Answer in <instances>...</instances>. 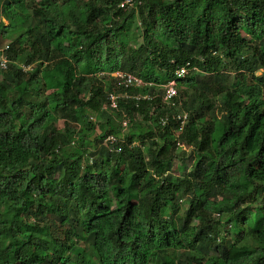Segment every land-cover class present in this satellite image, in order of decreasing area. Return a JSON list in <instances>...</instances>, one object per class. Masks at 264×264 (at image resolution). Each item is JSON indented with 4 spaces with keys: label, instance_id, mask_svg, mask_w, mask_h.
I'll return each mask as SVG.
<instances>
[{
    "label": "trees",
    "instance_id": "trees-1",
    "mask_svg": "<svg viewBox=\"0 0 264 264\" xmlns=\"http://www.w3.org/2000/svg\"><path fill=\"white\" fill-rule=\"evenodd\" d=\"M122 1L0 0V264H264V0Z\"/></svg>",
    "mask_w": 264,
    "mask_h": 264
},
{
    "label": "built area",
    "instance_id": "built-area-1",
    "mask_svg": "<svg viewBox=\"0 0 264 264\" xmlns=\"http://www.w3.org/2000/svg\"><path fill=\"white\" fill-rule=\"evenodd\" d=\"M135 3V0H123L120 3L121 7H128L132 6ZM8 50H9V45H0V70H5L8 68L10 59L8 56ZM26 69V67L24 66ZM194 69V68H193ZM190 72V69L188 67H181L177 69L176 71V76L177 78H184L186 77ZM113 77L117 79V84L123 85V87H132V88H141L145 85H150V82L145 81L142 77H140L137 74H134L132 72L128 71H123V70H117L111 73ZM177 79H171L168 82L164 83L162 85L163 87V92H162V100L166 104L169 105H175V100L174 98L177 97L178 95V83ZM129 97L132 96L136 99H141V98H147L149 97V94H143L142 92L130 94L128 91H120V92H111L108 96L109 98V106L111 108H116L118 106V97ZM187 117L186 112H180L177 114V118L182 120V123L185 121ZM167 121V118L162 119V123L164 124ZM126 124V122H124ZM107 139L114 141L116 140L115 136L109 135Z\"/></svg>",
    "mask_w": 264,
    "mask_h": 264
},
{
    "label": "rangeland",
    "instance_id": "rangeland-1",
    "mask_svg": "<svg viewBox=\"0 0 264 264\" xmlns=\"http://www.w3.org/2000/svg\"><path fill=\"white\" fill-rule=\"evenodd\" d=\"M131 7V6H130ZM3 20L7 23V20L5 19V18H3ZM140 42H142V39L139 37V35H138V38H136V39H131V41H130V43H129V45L131 46V47H133V48H136V47H138L139 46V44H140ZM26 68H31L30 66H26ZM194 70V69H193ZM195 71H197V69H195L194 70V72ZM261 71V70H260ZM259 71V72H260ZM129 72V71H128ZM233 74V75H232ZM232 74H230L232 77V81H233V79H234V73H232ZM228 80V79H227ZM106 81H108V78L106 79ZM184 87L183 86H177V89H178V93H179V90L180 89H183ZM47 93H49V91L47 92ZM109 111V113L110 114H112L113 112H111V110H108ZM97 118H99V120H105L103 117H102V115H100V116H97ZM101 118V119H100ZM112 118H114L113 120H112V124H114V125H117L118 123H120L121 122V118L120 117H118V118H116V117H113V115H112ZM93 119H95V121H97V119H96V115H93ZM60 124V126H62V121L59 123ZM179 132V131H178ZM141 139V138H140ZM176 152H179V153H185L184 155H183V157L182 156H180L179 158H175L174 159V161H173V165H172V167H171V169H170V172L172 173V175H173V178H174V180L176 179V178H178V177H181V176H184L185 174H186V172H187V168H189L190 166H191V164H192V160H193V153L192 152H190V149L189 148H186L185 146H184V144H182V143H180L179 144V147L176 149ZM184 165V167L185 168H182V166ZM180 202H182L181 200H180ZM182 204V206L184 207V202H182L181 203ZM25 228V227H24ZM84 244H85V242H84ZM210 251H214L213 249H211ZM178 257V256H177ZM180 264H190V263H186V261H182Z\"/></svg>",
    "mask_w": 264,
    "mask_h": 264
}]
</instances>
